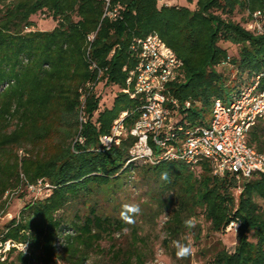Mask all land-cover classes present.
<instances>
[{
  "label": "trees",
  "instance_id": "obj_1",
  "mask_svg": "<svg viewBox=\"0 0 264 264\" xmlns=\"http://www.w3.org/2000/svg\"><path fill=\"white\" fill-rule=\"evenodd\" d=\"M158 1L0 0V214L6 194H29L1 228L0 264H86L104 239L112 264H144L135 216L132 223L121 217L127 205L121 194L131 184L144 188L142 218L168 214L163 244L186 231L200 239L199 225L186 228L187 219L203 217L211 232H226L237 220L233 249H216L211 264H264V173L238 182L214 175L207 161L192 169L181 159L132 160L136 138L129 132L118 144L101 142L121 113L127 129L141 114L142 96H130L138 63L132 45L151 33L183 63L166 85L177 102L168 104L176 126L207 124L215 99L228 103L256 76L264 89V33L246 27L254 12L264 17V0H195L193 9ZM113 10L114 17L105 15ZM37 13L55 25L35 28ZM220 42L237 46V56ZM225 64L244 82L231 84L218 70ZM99 83L117 87L108 105L95 92ZM247 142L264 151V125L251 127ZM37 184L40 197L28 190ZM127 230L123 248L116 236ZM6 241L11 245L3 251Z\"/></svg>",
  "mask_w": 264,
  "mask_h": 264
},
{
  "label": "built area",
  "instance_id": "obj_2",
  "mask_svg": "<svg viewBox=\"0 0 264 264\" xmlns=\"http://www.w3.org/2000/svg\"><path fill=\"white\" fill-rule=\"evenodd\" d=\"M105 2L108 5L109 0ZM115 14V10L105 12L110 18ZM263 18L260 11L254 12L246 24L247 29L263 34ZM132 48L138 63L130 72V78L134 80V92L130 96H142L141 114L127 129L122 122L126 113H121L112 123L111 135L101 138L104 146L109 147L112 142L118 144L120 138L129 132L136 138L130 150L132 160L152 163L163 159H181L192 169L207 161L214 175L229 174L238 182L254 173H264V151H257L247 142L249 129L258 122L264 125V89H258L259 76L251 85L232 96L228 103L215 99L207 124L183 129L174 124L168 105L176 106L177 102L166 93V85L181 75L182 61L155 33L137 39ZM185 106L189 103L185 102ZM178 136H181L180 139ZM153 147L158 150L157 155H154ZM240 189L238 186L236 191ZM28 190L34 197H40L44 192L41 184L29 185ZM238 225L239 221L232 220L225 231H236ZM10 245L6 241L3 251ZM12 245L24 248L20 244Z\"/></svg>",
  "mask_w": 264,
  "mask_h": 264
},
{
  "label": "rangeland",
  "instance_id": "obj_3",
  "mask_svg": "<svg viewBox=\"0 0 264 264\" xmlns=\"http://www.w3.org/2000/svg\"><path fill=\"white\" fill-rule=\"evenodd\" d=\"M172 4L188 6L191 9L195 7V0L191 3L186 0H170ZM240 13H235L233 18L238 20ZM35 22V28L41 30L51 29L55 25V21L49 17L46 13H37L31 17ZM220 46L227 49L228 55L236 57L238 53V47L228 42H220ZM218 70L223 72L229 80L235 83L236 81L244 82L245 75H238L230 64L220 65ZM117 91L115 86H106L103 83L97 84L95 92L101 97V103L108 105L113 97V94ZM211 115L206 116V121L209 122ZM13 124L11 125V128ZM144 188L139 186L129 185L127 189L121 194L123 200L127 205H140L143 197L142 191ZM31 194V193H30ZM29 194L23 197H18L17 194H6L5 212L0 214V231L3 224L10 218L17 216L19 211L25 205ZM142 212L135 215L134 220L137 226V234L141 238L137 249L142 255L144 264H211L213 253L220 247H225L227 250H232L236 243L235 231L230 230L227 232H211L209 231V224L198 216L195 219V225L198 224L201 229L200 239H194L193 233L186 231L180 234L177 238L167 241L165 232L162 228L163 222L167 218V213L164 212L154 220L142 218ZM167 240V239H166ZM198 240V241H197ZM116 241L118 246L128 247L129 230L125 231L123 235H117ZM186 243L192 247V255L185 259H179L176 256L175 242ZM109 240L104 239L99 243V246L90 253V257L86 264H112L111 251H109Z\"/></svg>",
  "mask_w": 264,
  "mask_h": 264
},
{
  "label": "clouds",
  "instance_id": "obj_4",
  "mask_svg": "<svg viewBox=\"0 0 264 264\" xmlns=\"http://www.w3.org/2000/svg\"><path fill=\"white\" fill-rule=\"evenodd\" d=\"M161 178L164 180L168 179V173L164 172L161 174ZM140 208L138 205H124V208L121 212V217L128 223H132L133 219L132 217L139 214ZM185 227L186 228H195V221L192 219H187L184 221ZM175 247H176V256L179 259H185L188 258L192 255V247L189 244L186 243H180L179 241L175 242ZM25 249V247H24ZM23 249V250H24Z\"/></svg>",
  "mask_w": 264,
  "mask_h": 264
},
{
  "label": "crops",
  "instance_id": "obj_5",
  "mask_svg": "<svg viewBox=\"0 0 264 264\" xmlns=\"http://www.w3.org/2000/svg\"><path fill=\"white\" fill-rule=\"evenodd\" d=\"M158 2H159V4H164V5H171L172 4L170 0H159Z\"/></svg>",
  "mask_w": 264,
  "mask_h": 264
}]
</instances>
